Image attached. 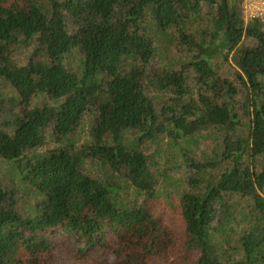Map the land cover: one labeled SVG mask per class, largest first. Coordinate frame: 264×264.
Masks as SVG:
<instances>
[{
	"label": "trees",
	"instance_id": "trees-1",
	"mask_svg": "<svg viewBox=\"0 0 264 264\" xmlns=\"http://www.w3.org/2000/svg\"><path fill=\"white\" fill-rule=\"evenodd\" d=\"M242 2L0 0V264H264Z\"/></svg>",
	"mask_w": 264,
	"mask_h": 264
},
{
	"label": "built area",
	"instance_id": "built-area-1",
	"mask_svg": "<svg viewBox=\"0 0 264 264\" xmlns=\"http://www.w3.org/2000/svg\"><path fill=\"white\" fill-rule=\"evenodd\" d=\"M242 8L244 19L247 22L259 19L264 30V0H243Z\"/></svg>",
	"mask_w": 264,
	"mask_h": 264
},
{
	"label": "rangeland",
	"instance_id": "rangeland-1",
	"mask_svg": "<svg viewBox=\"0 0 264 264\" xmlns=\"http://www.w3.org/2000/svg\"><path fill=\"white\" fill-rule=\"evenodd\" d=\"M263 30V29H262ZM264 31V30H263ZM8 190V186H5V184L0 183V191ZM111 257V256H110ZM107 258H102L99 262L93 263V264H110ZM63 262V259L61 260Z\"/></svg>",
	"mask_w": 264,
	"mask_h": 264
}]
</instances>
